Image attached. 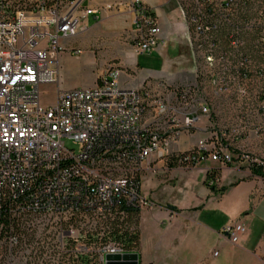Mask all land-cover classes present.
<instances>
[{
    "label": "built area",
    "instance_id": "2783aa9c",
    "mask_svg": "<svg viewBox=\"0 0 264 264\" xmlns=\"http://www.w3.org/2000/svg\"><path fill=\"white\" fill-rule=\"evenodd\" d=\"M181 6L189 32L209 51L223 128L211 124L197 70L189 82L131 87L110 62L93 87L58 89L53 104L41 102V86L59 82L60 55L82 53L75 40L97 9L134 11L136 51L157 50L162 27L143 0H0V264H67L70 239L77 252L90 251L81 236L102 238L124 217L123 204H151L134 184L151 161L264 165L237 148L240 139L264 137V0ZM196 131L206 138L173 151ZM245 232L240 221L222 229L232 243ZM93 250L104 264L107 254L130 253L116 241Z\"/></svg>",
    "mask_w": 264,
    "mask_h": 264
},
{
    "label": "crops",
    "instance_id": "0c3cea01",
    "mask_svg": "<svg viewBox=\"0 0 264 264\" xmlns=\"http://www.w3.org/2000/svg\"><path fill=\"white\" fill-rule=\"evenodd\" d=\"M143 1L153 9L162 27L161 44L168 36L170 39L182 36L184 25L180 24V16L189 33L178 0ZM133 18L134 11L129 8L97 9L90 17V24L94 25L75 41L90 42L93 38L110 41L128 31L132 34L131 44L116 43L114 55L100 51V57L95 58L96 62H102L101 69L110 62L118 63L122 69L120 83L131 87L160 81L172 83L158 72L142 71L135 57L138 55L133 43ZM222 109L223 105L219 106L220 125H223ZM205 138L203 132L196 131L192 136L181 137L172 149L186 151ZM237 148L261 155L264 160V137L240 139ZM214 170L218 173L212 189L206 184V177ZM140 180L141 194L151 204L142 206L139 212V264H264V178L253 175L247 161L224 165L208 159L190 166L151 161ZM236 221L244 223L246 232L238 243H232L222 229Z\"/></svg>",
    "mask_w": 264,
    "mask_h": 264
},
{
    "label": "rangeland",
    "instance_id": "374dc122",
    "mask_svg": "<svg viewBox=\"0 0 264 264\" xmlns=\"http://www.w3.org/2000/svg\"><path fill=\"white\" fill-rule=\"evenodd\" d=\"M185 1L186 0H178L183 6L185 5ZM179 19L180 24L184 25L183 32L181 33L182 36L179 35L176 39H170V36H168L159 47V51L154 50L149 53L137 52L138 56H135L137 57L138 63L142 66V71L152 73L158 72V74H161L162 78L168 81L173 82L172 80L175 79L173 83L191 81L193 79L192 71L195 69V58L186 23L182 16H180ZM93 25L94 22H91L90 27ZM97 27L98 25L90 29L88 33L94 31ZM171 29L173 28L171 27ZM103 36L101 38H103ZM131 36L132 34L128 33V31H122L118 38L111 39L110 41L93 38L90 42L86 40L77 43L83 50L79 56L71 55L68 52L62 53L58 62L59 82L41 86V102L44 105L53 104L56 100L58 89L93 87L97 80V74L102 68V62L100 60L96 62L95 60L96 57H100V51L106 52L109 56L114 55L116 43L122 45L123 43L131 44ZM192 139L193 138H190V140ZM66 144L77 150L80 147L75 144L72 139H66ZM249 155L251 157L261 158V155L258 154L250 153Z\"/></svg>",
    "mask_w": 264,
    "mask_h": 264
},
{
    "label": "trees",
    "instance_id": "16d2710c",
    "mask_svg": "<svg viewBox=\"0 0 264 264\" xmlns=\"http://www.w3.org/2000/svg\"><path fill=\"white\" fill-rule=\"evenodd\" d=\"M166 162L169 166L180 165L179 160L175 155L168 157ZM252 174L264 178V165H254L251 169ZM217 171H209L206 177V184L214 189ZM140 177L134 181L138 192H140ZM211 182H213L211 184ZM225 189V188H224ZM222 189V191L224 190ZM122 210L125 211L124 217L117 218L113 227L106 234L99 238L97 234L88 233L80 237V239L92 248L90 251L77 252L74 249L75 242L68 240L69 254L67 264H104L99 257V254L93 250L99 244L109 241L120 243L127 252H138L139 248V212L140 208L135 204H123Z\"/></svg>",
    "mask_w": 264,
    "mask_h": 264
},
{
    "label": "bare ground",
    "instance_id": "6f19581e",
    "mask_svg": "<svg viewBox=\"0 0 264 264\" xmlns=\"http://www.w3.org/2000/svg\"><path fill=\"white\" fill-rule=\"evenodd\" d=\"M190 43L193 48L195 63V80L200 93H204L205 102L209 104L211 124L214 128H223V125L218 123L220 115L219 106L223 105V95L218 94V85L212 80L213 65L209 58V51L203 50L201 42L197 41V32H189Z\"/></svg>",
    "mask_w": 264,
    "mask_h": 264
},
{
    "label": "water",
    "instance_id": "95a60500",
    "mask_svg": "<svg viewBox=\"0 0 264 264\" xmlns=\"http://www.w3.org/2000/svg\"><path fill=\"white\" fill-rule=\"evenodd\" d=\"M105 264H139V254L135 252L122 255H105Z\"/></svg>",
    "mask_w": 264,
    "mask_h": 264
}]
</instances>
